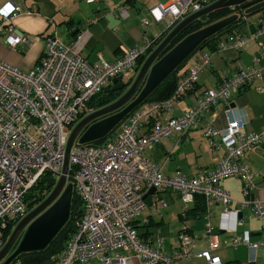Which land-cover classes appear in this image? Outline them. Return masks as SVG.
<instances>
[{
    "label": "built area",
    "instance_id": "built-area-1",
    "mask_svg": "<svg viewBox=\"0 0 264 264\" xmlns=\"http://www.w3.org/2000/svg\"><path fill=\"white\" fill-rule=\"evenodd\" d=\"M206 2L169 0L150 9L152 21L163 24L161 31L149 35L151 23L142 17L141 43L112 62L101 56L95 62L88 61L81 53L82 35L65 44L56 33L45 38L36 66L29 71L0 60V249L18 220L26 215V197L31 190L42 178L57 176L58 179L63 174L71 126L82 115L95 110L88 107L91 99L112 84L114 78L124 84L126 73L134 70L139 58L177 23L205 7ZM35 11L34 6L27 13ZM125 13L126 7L121 8L120 16L124 17ZM20 14L21 8L12 1L0 7V43L10 50L31 45L27 34L15 28L14 19ZM236 14L246 18L244 12ZM261 34H264V22L259 20L250 38L256 39ZM246 39L239 33L230 38L228 44L239 49ZM259 45L264 53V44ZM192 55L196 63L179 76L168 99L148 102L133 110L103 145L75 141L70 147L66 182L72 184L83 207L61 258L54 264H91L98 256L101 264H134V260L138 264H181L190 257H203L208 264H221L215 255L219 244L212 235L210 221L214 205L221 206L216 229L232 234L229 246L256 249L264 244V200L252 197L255 174L249 164L242 161L247 150L258 148L264 142V127L261 134L243 133L242 124L237 120H230L223 131L213 126L204 127L210 150L217 154L223 147L224 153L214 167L202 169L194 177L167 176L145 156L146 149L161 144L173 132L184 134L195 128L200 113L216 102L228 105L231 91L261 78L257 66L240 69L204 92L195 106L183 115L175 117L170 114L175 102L194 87L199 73L210 63L209 54L202 50ZM260 92H264V88ZM160 114L164 115L163 121L158 118ZM232 177L241 179L243 185L244 198L238 202L251 208L262 224V242H252L249 230L238 234L244 219L237 210L229 208L235 200L219 187L220 181ZM152 188L155 191L150 195L151 204L166 207L165 200L157 194L170 191L182 199V214L196 195L204 197L206 250L193 253V238L184 232L178 235V246L170 253L140 237L135 221L147 208L146 196ZM222 245L226 247L227 243ZM14 264L20 262L16 259Z\"/></svg>",
    "mask_w": 264,
    "mask_h": 264
},
{
    "label": "crops",
    "instance_id": "crops-1",
    "mask_svg": "<svg viewBox=\"0 0 264 264\" xmlns=\"http://www.w3.org/2000/svg\"><path fill=\"white\" fill-rule=\"evenodd\" d=\"M8 1H12L21 8V14L14 19V25L18 31L27 34L31 45L10 50L0 43V60L22 71H29L36 66L45 46V38L53 33H56L65 44L72 43L78 35H82L81 53L90 62L97 61L98 56L109 62L115 61L129 49L141 43L144 33L140 24L142 17H146L151 23L149 35H156L161 31L163 24L154 23L149 10L166 4L169 0H94L92 2L88 0H0V7ZM34 6L36 11L27 13V10H31ZM124 7H126V13L123 17L120 16V10ZM259 20L264 22V18L259 13L246 15L239 30L221 35L217 50H202L209 54L210 63L199 73L194 87L175 102L170 112L172 116L183 115L195 106L197 99L204 92L217 83L231 78L240 69L257 66L261 71V78L255 79L248 86L235 92L231 91L229 104L234 103L233 107L226 108L227 105L224 102L218 101L200 113L199 123L195 128L184 134L173 132L161 144L146 149L145 156L149 162L159 166L163 174L194 177L202 169L212 168L218 163L224 148L221 147L217 154L210 150L204 136L206 126H213L223 131L230 120H237L242 124L243 133H263L264 92H260V89L264 88V53L259 43L264 44V34L256 39L250 38V35L256 32ZM239 33L247 39L241 48L235 49L228 44V40ZM195 63L196 59L192 55L178 75ZM135 72L138 73L134 69L128 78H134ZM158 118L163 121L164 115L160 114ZM242 161L249 164L255 174L256 186L252 197L264 200V142L258 148L247 150ZM233 179L240 181V198L233 197L230 190L223 184L225 179L219 182V187L226 190L235 200L229 208L237 210L241 213L240 217L244 219V226L238 234H241L244 229L249 230L252 242H262V224L253 215L251 208L243 207L238 202L244 198L243 185L241 179ZM157 196L165 200L166 207L151 204L150 206L155 210H149L150 206L143 210L144 216H139L135 221L140 237L148 240L153 247L170 253L178 246V235L184 232L193 238L191 246L193 253L206 250L208 240L204 236V215L202 218L181 220L183 206L176 212H168L165 209L176 198H179L184 205L182 199L170 191L160 192ZM189 206L191 207L192 204ZM220 210V205H214L211 208L210 221L213 225L212 235L219 244L215 255L219 257L221 264H264V244L256 249L245 245L235 248L229 246L232 234L222 233L216 229ZM144 219L147 220L146 223L143 222ZM174 219L175 222L170 223V220ZM252 220L255 221L251 225ZM223 242L227 243L226 247L222 245ZM91 264H101L100 257L92 259ZM134 264H138V261L134 260ZM181 264H208V262L203 257H190Z\"/></svg>",
    "mask_w": 264,
    "mask_h": 264
},
{
    "label": "water",
    "instance_id": "water-1",
    "mask_svg": "<svg viewBox=\"0 0 264 264\" xmlns=\"http://www.w3.org/2000/svg\"><path fill=\"white\" fill-rule=\"evenodd\" d=\"M243 3L246 15L264 7V0H215L177 23L146 57L126 89L117 78L112 79V89L120 91L125 89L124 92L112 103L86 114L73 126L66 144L63 174L58 179L53 177L41 179L46 188L53 186V189L39 204L36 205L38 202L36 199L27 203L26 207L31 211L17 222L0 249V264H11L24 253L44 250L69 221L73 186L66 182L65 175L69 150L73 143L77 141L79 144H88L105 138L133 110L143 104L172 72L191 57L203 41L238 20L239 16L233 13L186 35L159 57L165 46L190 22L212 11L240 6ZM233 106L234 103H230L226 108ZM154 191V188L150 189L146 196L148 206L151 205L150 195L154 194ZM238 215L241 216V213Z\"/></svg>",
    "mask_w": 264,
    "mask_h": 264
},
{
    "label": "trees",
    "instance_id": "trees-1",
    "mask_svg": "<svg viewBox=\"0 0 264 264\" xmlns=\"http://www.w3.org/2000/svg\"><path fill=\"white\" fill-rule=\"evenodd\" d=\"M215 0H207L206 5L214 2ZM246 4L248 3L245 2ZM243 3L240 6H235V9H231L229 7L227 8H221L215 11H212L211 13L203 16L200 19L193 20L190 22L186 27H184L163 49V51L160 53L159 57H161L164 53H166L170 48H172L176 43H178L181 39H183L186 35L208 25L211 24L217 20H220L222 18H225L233 13H243L245 10V6ZM254 13H259L262 18H264V7L259 9L258 11ZM244 19L239 18L220 32L212 35L211 37L207 38L205 41H203L196 51L198 50H208V51H215L219 47L220 43V37L223 34L226 33H233L243 25ZM164 38V37H163ZM161 38L151 49H149L143 56H141L137 62L136 67L134 68L135 71L139 70V67L141 63L144 61V59L154 50V48L162 41ZM192 56V55H191ZM190 58V57H189ZM188 58V59H189ZM187 59V60H188ZM183 62L174 72H172L155 90L154 92L144 101L143 104H141L139 107L144 105L145 103L152 102V101H163L168 99L174 92L177 80L180 75H178V72L180 70L184 69V66L187 62ZM186 71V70H185ZM134 78L127 79V81L124 82L125 86H129ZM126 89V88H125ZM124 89V90H125ZM120 90H113L112 84H109L107 87L104 88L101 93L96 95L91 99V101L88 104V107L90 109H98L101 107H104L113 101H115L123 92ZM130 115V114H129ZM128 115V116H129ZM128 116L116 127L114 128L105 138L97 140L92 142V145H103L108 140L109 137L118 129V127L125 122V120L128 118ZM83 117V115L80 117V119ZM33 190L27 195L26 199H29L31 201L34 198ZM46 194V193H45ZM43 195V197L45 196ZM192 206L188 207L186 212L184 214L180 215L181 220L191 219V218H202L205 210H206V204L204 201V197L201 195H196L194 197L193 202L191 203ZM82 201L81 199L76 195V193L73 191L72 195V202H71V213H70V219L67 222V224L62 228V230L57 234V236L52 240V242L42 251L38 252H30V253H24L20 255L17 258V261L20 262V264H54L58 259L61 258L64 248L66 246L67 241L70 238L71 233L73 232L75 228V221L81 216L82 214ZM16 261V260H15ZM11 264H14L11 263Z\"/></svg>",
    "mask_w": 264,
    "mask_h": 264
},
{
    "label": "rangeland",
    "instance_id": "rangeland-1",
    "mask_svg": "<svg viewBox=\"0 0 264 264\" xmlns=\"http://www.w3.org/2000/svg\"><path fill=\"white\" fill-rule=\"evenodd\" d=\"M133 70H130L126 73V78L128 79V76L132 73ZM137 73L135 72L134 76L136 75ZM125 88H127V86H125ZM86 115V114H85ZM84 115V116H85ZM76 124V123H75ZM74 124V125H75ZM73 125V126H74ZM73 126H71V129L73 128ZM145 153V152H144ZM146 155V154H145ZM214 156H216L215 154H213ZM55 179H57V176H55ZM223 184L230 190L231 194H233V197L235 199L237 198H240V191H239V186H240V181L239 180H236V179H233V178H228V179H225L223 180ZM29 202V199H26V204ZM182 202L179 198H176L174 200V202L171 204L168 205V207L165 209L167 210L168 212L170 211H178L180 208L182 209ZM149 210H155L152 206L149 207ZM31 211V209H27L26 208V215ZM144 211L141 212V214L139 216L143 217L144 216ZM22 219V218H21ZM19 219V220H21ZM18 220V221H19ZM255 220H252L250 223L251 225L254 223ZM175 222V219L174 220H170V223H173ZM227 250H232V248H227Z\"/></svg>",
    "mask_w": 264,
    "mask_h": 264
},
{
    "label": "flooded vegetation",
    "instance_id": "flooded-vegetation-1",
    "mask_svg": "<svg viewBox=\"0 0 264 264\" xmlns=\"http://www.w3.org/2000/svg\"><path fill=\"white\" fill-rule=\"evenodd\" d=\"M52 189H53V186L50 187V188H46V184L43 183V182H41V180H40L38 182V184L34 187V190H33L34 198L32 200H34V199L38 200V202L36 203V205L39 204L41 201H43L51 193ZM44 194H45V196L43 197Z\"/></svg>",
    "mask_w": 264,
    "mask_h": 264
}]
</instances>
